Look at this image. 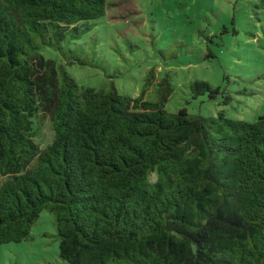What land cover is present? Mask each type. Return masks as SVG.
I'll return each mask as SVG.
<instances>
[{
  "label": "trees",
  "instance_id": "16d2710c",
  "mask_svg": "<svg viewBox=\"0 0 264 264\" xmlns=\"http://www.w3.org/2000/svg\"><path fill=\"white\" fill-rule=\"evenodd\" d=\"M108 6L0 0V245L29 240L47 211L67 264H264V114L169 112L167 79L155 101L80 86L65 65L87 64Z\"/></svg>",
  "mask_w": 264,
  "mask_h": 264
},
{
  "label": "rangeland",
  "instance_id": "374dc122",
  "mask_svg": "<svg viewBox=\"0 0 264 264\" xmlns=\"http://www.w3.org/2000/svg\"><path fill=\"white\" fill-rule=\"evenodd\" d=\"M108 2L94 30L100 41L95 53L81 52L86 65H65L80 86L112 84L120 94L155 101L167 79L169 112L186 108L207 117L223 110L248 122L264 114V0ZM198 80L220 87L232 100L222 105L221 94L193 99L190 85ZM35 130L40 148L51 143L48 116L38 117ZM58 248L54 216L43 211L29 240L0 245V264H67Z\"/></svg>",
  "mask_w": 264,
  "mask_h": 264
}]
</instances>
